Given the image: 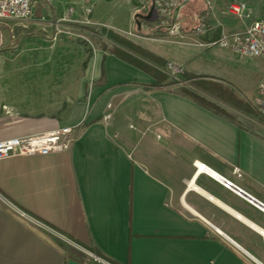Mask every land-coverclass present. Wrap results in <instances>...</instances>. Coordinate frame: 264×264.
Masks as SVG:
<instances>
[{
    "label": "crops",
    "instance_id": "0c3cea01",
    "mask_svg": "<svg viewBox=\"0 0 264 264\" xmlns=\"http://www.w3.org/2000/svg\"><path fill=\"white\" fill-rule=\"evenodd\" d=\"M42 1L36 11L33 0L22 22L32 31L19 37L15 59L14 50H0V140L62 125L73 128V140L67 151L0 159V264H84L48 231L66 232L121 263L264 264V121L238 124L230 110L248 106H230L187 80L230 84L240 100L255 104L264 58L198 42L264 19V0H242L251 19L229 12L234 0L211 6L201 0L176 36L167 29L144 35L147 23L138 30L136 0ZM193 1H182L180 21ZM69 8V20L61 21ZM203 20L211 31L199 38L192 31ZM57 25L102 28L95 33L105 43L76 48L71 35L56 34ZM108 31L138 46L129 52L160 70L169 61L181 64L179 85L218 102L228 116L167 88L148 89L153 76L110 52L115 41ZM195 162L233 181L242 196L197 173Z\"/></svg>",
    "mask_w": 264,
    "mask_h": 264
},
{
    "label": "built area",
    "instance_id": "2783aa9c",
    "mask_svg": "<svg viewBox=\"0 0 264 264\" xmlns=\"http://www.w3.org/2000/svg\"><path fill=\"white\" fill-rule=\"evenodd\" d=\"M183 0H154L155 14L159 26H168L167 31L170 35L176 36L182 33L183 25L179 19L173 21L175 9ZM208 6H211V0H205ZM33 0H0V21H19L24 22L32 15ZM147 5H142L138 11H142ZM73 8H69L61 21L69 20L73 13ZM87 13L91 12L90 8L86 9ZM229 12L241 19L252 18V8L247 2L234 0L229 6ZM211 31V28L203 20L193 28V33L200 37H205ZM56 34L67 33L73 35L72 31H65L58 25ZM201 46H215L219 48H230L234 52L250 57L264 58V19H254L243 32H232L224 34L219 38L208 42L199 41ZM171 79L181 84L183 81V67L181 64L169 61L161 68ZM258 112L264 116V79L259 83L258 97L255 101ZM73 128L69 125H62L48 132L26 137H13L0 140V159L10 156H34L48 155L51 153L67 151L73 140ZM197 173L206 172L217 178L222 184L242 196V190L237 187L233 181L217 176L212 173L210 168L200 162H195ZM234 174L238 178L243 177L239 167L233 168ZM252 201V200H251ZM260 208L264 211V205ZM90 255L97 261L102 262L101 258L95 254Z\"/></svg>",
    "mask_w": 264,
    "mask_h": 264
},
{
    "label": "trees",
    "instance_id": "16d2710c",
    "mask_svg": "<svg viewBox=\"0 0 264 264\" xmlns=\"http://www.w3.org/2000/svg\"><path fill=\"white\" fill-rule=\"evenodd\" d=\"M150 3V0H149ZM150 8V5L148 6L147 11L145 14L148 13ZM140 14H143L140 13ZM144 15V14H143ZM137 21L141 24L147 23L152 24L150 30H142V32H151L156 28L158 25L157 17L155 14V11L153 12V15L151 19H144V18H138ZM108 36L114 40V44H112L109 48V51L114 53L116 56L129 61L140 68H143L144 70L148 71L154 78V82L147 86L148 89H151L153 87H164L171 91H175L177 93L182 94L183 96H186L199 105L211 110L212 112L221 115V116H228L227 111L222 108L218 102H215L213 100H209L202 95L195 92L192 88H189L185 85H179L175 80L171 79L167 74H165L163 71L158 69L157 66L151 65L136 56L132 55L129 51L130 50H140V48L136 45H134L132 42H130L128 39L124 38L123 36L114 33L112 31H108ZM88 52L89 49H86ZM89 59V55L86 57V60L84 62V65L87 63ZM188 85H191V87L197 88L205 93H208L212 97H214L216 100L222 101L230 106H248L249 103H245L243 100H240L237 96V93L234 89V87L230 84L223 85V83L219 81L209 80L207 78L198 77V76H189L187 78ZM232 100H236L235 103H232ZM49 235L58 243V245L66 252V254L84 264H105L103 262H99L95 260L91 255H89L87 252H91L104 260L105 262L109 264H131L130 262L127 263H121L118 262L110 257H108L106 254H104L101 250L94 246H84L78 241H76L74 238H72L69 234L66 232H58L54 233L51 231H48Z\"/></svg>",
    "mask_w": 264,
    "mask_h": 264
},
{
    "label": "rangeland",
    "instance_id": "374dc122",
    "mask_svg": "<svg viewBox=\"0 0 264 264\" xmlns=\"http://www.w3.org/2000/svg\"><path fill=\"white\" fill-rule=\"evenodd\" d=\"M201 0H194L192 3L188 4L186 8L184 9V16L181 18V22L185 25L188 21L189 13L192 9H198ZM148 1L143 0L141 3L136 0L137 7L140 8L142 5H147ZM42 0H36V3L34 4V8L36 11H40L43 5ZM148 6L144 8L141 12L145 14L147 11ZM22 22L19 21H0V50H14L12 53H10V61H13L15 59V50H17V47L19 45V37H23V32H31V29H26L23 27ZM89 28H92V32L85 31L82 29H74L72 32L73 35L69 36V40L72 43V46L78 47H84L87 46L90 49H92L95 46H101L105 41L99 37L95 32H98L101 34L102 28H99L98 30L95 29V26L89 25ZM88 27V26H87ZM148 28V27H147ZM151 27H149L150 29ZM31 35V33L29 34ZM28 35V36H29ZM144 35H149L150 32H145ZM109 41V40H108ZM109 44V43H108ZM76 50V49H75ZM230 114L232 115V119L236 121L238 124L253 128L259 121H264L263 116L260 115V113L257 110L256 105L248 107L247 112H240L237 110H230ZM230 115V116H231ZM89 255L91 252H87ZM93 254V253H91ZM102 260V259H101ZM103 263L109 264L102 260Z\"/></svg>",
    "mask_w": 264,
    "mask_h": 264
},
{
    "label": "water",
    "instance_id": "95a60500",
    "mask_svg": "<svg viewBox=\"0 0 264 264\" xmlns=\"http://www.w3.org/2000/svg\"><path fill=\"white\" fill-rule=\"evenodd\" d=\"M184 3L182 2L176 9L174 12V16H173V21L177 20L178 18H180L181 15V9L183 7ZM155 9V3L154 0H150V8L147 14H137L136 18H144V19H151L153 12ZM137 28L138 30H141V24L137 21ZM168 26H157L156 28H154V31H158L161 29H167Z\"/></svg>",
    "mask_w": 264,
    "mask_h": 264
},
{
    "label": "bare ground",
    "instance_id": "6f19581e",
    "mask_svg": "<svg viewBox=\"0 0 264 264\" xmlns=\"http://www.w3.org/2000/svg\"><path fill=\"white\" fill-rule=\"evenodd\" d=\"M212 172V171H211ZM213 173V172H212ZM193 186H195V185H193Z\"/></svg>",
    "mask_w": 264,
    "mask_h": 264
}]
</instances>
